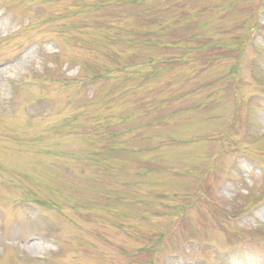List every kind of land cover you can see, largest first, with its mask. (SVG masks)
I'll return each instance as SVG.
<instances>
[{
	"label": "rangeland",
	"instance_id": "rangeland-1",
	"mask_svg": "<svg viewBox=\"0 0 264 264\" xmlns=\"http://www.w3.org/2000/svg\"><path fill=\"white\" fill-rule=\"evenodd\" d=\"M0 264H264V0H0Z\"/></svg>",
	"mask_w": 264,
	"mask_h": 264
},
{
	"label": "trees",
	"instance_id": "trees-1",
	"mask_svg": "<svg viewBox=\"0 0 264 264\" xmlns=\"http://www.w3.org/2000/svg\"><path fill=\"white\" fill-rule=\"evenodd\" d=\"M131 35H133V33L131 32Z\"/></svg>",
	"mask_w": 264,
	"mask_h": 264
}]
</instances>
